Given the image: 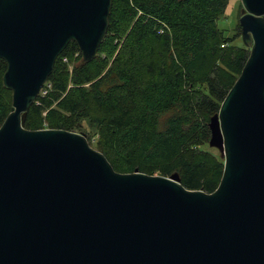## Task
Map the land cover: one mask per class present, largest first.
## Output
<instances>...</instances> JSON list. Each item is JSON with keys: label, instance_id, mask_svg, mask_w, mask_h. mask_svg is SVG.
Here are the masks:
<instances>
[{"label": "water", "instance_id": "95a60500", "mask_svg": "<svg viewBox=\"0 0 264 264\" xmlns=\"http://www.w3.org/2000/svg\"><path fill=\"white\" fill-rule=\"evenodd\" d=\"M240 3L249 55L208 122L223 171L205 193L117 173L84 133L25 129L67 45L96 58L112 0H0V264H264V0Z\"/></svg>", "mask_w": 264, "mask_h": 264}, {"label": "trees", "instance_id": "16d2710c", "mask_svg": "<svg viewBox=\"0 0 264 264\" xmlns=\"http://www.w3.org/2000/svg\"><path fill=\"white\" fill-rule=\"evenodd\" d=\"M231 2L112 0L97 57L83 64L78 55L69 75L67 67L79 52L70 42L43 86L46 94L29 108L24 128L73 132L85 122L97 130L96 150L115 172L177 174L184 188L212 193L223 162L205 148L208 122L249 55L242 41L236 43L237 33L226 37L219 28ZM5 69L0 59V126L12 104L2 83Z\"/></svg>", "mask_w": 264, "mask_h": 264}, {"label": "rangeland", "instance_id": "374dc122", "mask_svg": "<svg viewBox=\"0 0 264 264\" xmlns=\"http://www.w3.org/2000/svg\"><path fill=\"white\" fill-rule=\"evenodd\" d=\"M229 4H228L229 6H228L227 10L224 13V16L220 18V21H219L218 25H219V28L224 31V35L226 37L232 38L237 33V35H236V37H237L236 43L238 44V43L241 42V33H240V31L238 29H236V27L238 25V19L240 17V10H241L242 6H241V3H240V0H232V2L229 3ZM122 41H119V43L121 44ZM78 55H80V52L74 54V59L76 58L75 59L76 61L74 63H72V62L69 63V65L67 67L69 75H71L72 70L74 68V65L76 66V64H78L80 62L79 58H77ZM58 60H59V58H58ZM62 62L67 63L66 58H62ZM47 87L49 88L50 86H47ZM46 92H47V89H44V87H43L41 89L39 95L40 94L41 95H45ZM45 124L46 123H44V125ZM81 127H82L81 129L80 128H77L73 132H76V133H84L86 135V139H87L89 145L93 149L96 150V148H97V145L96 144L98 143V139H99V136L97 134V130L91 129L90 127H88L87 124H85V122L82 123V126ZM205 148L207 150H209L210 152H212L213 154L219 156V152L215 148L209 147L208 144H206ZM220 160H222V159L220 158ZM222 162H223V160H222Z\"/></svg>", "mask_w": 264, "mask_h": 264}, {"label": "built area", "instance_id": "2783aa9c", "mask_svg": "<svg viewBox=\"0 0 264 264\" xmlns=\"http://www.w3.org/2000/svg\"><path fill=\"white\" fill-rule=\"evenodd\" d=\"M45 94V93H44Z\"/></svg>", "mask_w": 264, "mask_h": 264}]
</instances>
